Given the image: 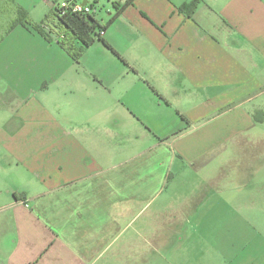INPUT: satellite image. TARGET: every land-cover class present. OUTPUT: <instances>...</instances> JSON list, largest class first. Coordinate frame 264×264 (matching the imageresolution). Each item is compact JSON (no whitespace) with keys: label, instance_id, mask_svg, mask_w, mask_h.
Returning <instances> with one entry per match:
<instances>
[{"label":"crops","instance_id":"0c3cea01","mask_svg":"<svg viewBox=\"0 0 264 264\" xmlns=\"http://www.w3.org/2000/svg\"><path fill=\"white\" fill-rule=\"evenodd\" d=\"M25 1L40 25L60 0ZM107 1L115 52L0 40V264H263L235 202L264 155L231 146L264 126V0Z\"/></svg>","mask_w":264,"mask_h":264},{"label":"rangeland","instance_id":"374dc122","mask_svg":"<svg viewBox=\"0 0 264 264\" xmlns=\"http://www.w3.org/2000/svg\"><path fill=\"white\" fill-rule=\"evenodd\" d=\"M21 2L17 3L16 0H0V40L4 38L5 34L8 33L10 26V20L13 21L14 18H18L19 9H22L23 6H29L28 2L25 0H18ZM84 0H82L83 2ZM90 4L94 5L98 10V17L101 19H107L109 17V11L113 10L109 6L107 0H88ZM61 0L59 1V3ZM18 4L16 8V4ZM23 5V6H21ZM23 10V9H22ZM96 14V15H97ZM28 15V14H27ZM10 16L11 19H10ZM50 16V15H48ZM255 118L258 122H264V112L257 111L254 113ZM264 134V126L257 124L256 127L250 129L246 135H251L252 140H249L250 143L240 142L241 135L235 139V143L232 144L231 148H234V153L236 158L233 162V165L238 169L242 168L244 161V154H248L252 159L259 158L264 155V144H260L259 140H255V137H259ZM231 151V149H230ZM254 165V164H252ZM254 167V166H253ZM238 178V177H237ZM242 179V177H241ZM241 184L247 186L246 190V200L244 197L239 198V194L242 192H237V198L235 202V214H236V234H242L248 236L247 239H250L251 248L250 251H247L244 254V260L251 262L257 255L264 256V199L261 198L258 187L260 186V177L257 175L254 177L253 184L248 187V183L241 181L237 182V186ZM207 259H205L206 263ZM264 264V260L262 261Z\"/></svg>","mask_w":264,"mask_h":264},{"label":"trees","instance_id":"16d2710c","mask_svg":"<svg viewBox=\"0 0 264 264\" xmlns=\"http://www.w3.org/2000/svg\"><path fill=\"white\" fill-rule=\"evenodd\" d=\"M76 1L81 2V0ZM200 2L201 0L193 1V3L190 5V7H192V12H194ZM122 9L123 7L118 10L115 17L120 15ZM95 17L96 14L89 13H75L69 11L64 15H57L54 12V14L47 17V19L42 24L38 25L32 22V20L24 10L19 9L18 18L16 21L13 22V26L15 27L17 25H30L36 32L41 34L48 41H51V35L55 34L58 38V44L71 57L74 58L80 57L82 53L86 50V48L94 44L97 39L102 41L109 49L115 52L112 47H110V45L101 38V34L106 27L101 26L97 22ZM45 27H47L49 30L46 31ZM75 41L80 44L79 48L75 47Z\"/></svg>","mask_w":264,"mask_h":264},{"label":"built area","instance_id":"2783aa9c","mask_svg":"<svg viewBox=\"0 0 264 264\" xmlns=\"http://www.w3.org/2000/svg\"><path fill=\"white\" fill-rule=\"evenodd\" d=\"M69 11L75 12V13H89V14H97L98 10L97 8L92 4H86L85 6L82 5V3L76 1V0H64L60 3L54 4V11L57 15L58 14H65Z\"/></svg>","mask_w":264,"mask_h":264},{"label":"water","instance_id":"95a60500","mask_svg":"<svg viewBox=\"0 0 264 264\" xmlns=\"http://www.w3.org/2000/svg\"><path fill=\"white\" fill-rule=\"evenodd\" d=\"M90 2L88 1V0H84L83 2H82V5L83 6H85L86 4H89Z\"/></svg>","mask_w":264,"mask_h":264}]
</instances>
